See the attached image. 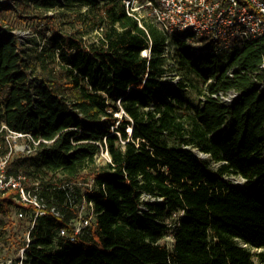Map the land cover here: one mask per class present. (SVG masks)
I'll return each mask as SVG.
<instances>
[{"label": "trees", "instance_id": "1", "mask_svg": "<svg viewBox=\"0 0 264 264\" xmlns=\"http://www.w3.org/2000/svg\"><path fill=\"white\" fill-rule=\"evenodd\" d=\"M11 19L34 32L28 44L0 36V154L9 131L39 141L5 168L46 210L0 191V237L13 212L27 233L8 237L22 250L13 264H264V35L195 55L122 0H16L0 7L8 30ZM231 90L229 106L212 97ZM89 181L79 204L92 218L69 241L83 218L68 185Z\"/></svg>", "mask_w": 264, "mask_h": 264}, {"label": "built area", "instance_id": "2", "mask_svg": "<svg viewBox=\"0 0 264 264\" xmlns=\"http://www.w3.org/2000/svg\"><path fill=\"white\" fill-rule=\"evenodd\" d=\"M63 2V0H58ZM126 13L136 19L141 26V9L149 11L152 22L169 36L183 39L190 45L195 55L217 54L239 46L245 41L255 39L264 35V0H226L222 4L219 0H122ZM53 12L52 10L48 13ZM7 27H0V36L8 37ZM147 55V51L142 53ZM259 71L264 70V62L258 66ZM236 68L227 71L228 76L235 73ZM259 91L264 90L263 84H258ZM236 91L217 93L212 95L220 102L229 106L238 98ZM8 134L15 139L26 140L24 144L15 148L17 156L26 157L34 153L39 141H34L29 134L9 131ZM105 155L109 156L106 151ZM13 150L8 146V153L0 154V191L14 192L19 202L35 208L36 215H45V204L42 197L35 191L36 188H28L27 179L24 174L16 175L6 172V163ZM149 197L143 195L142 200ZM89 205H91L89 203ZM51 213L59 216V212L51 209ZM92 218L78 219L74 223V233L68 236L69 241L82 229L89 226ZM60 236L65 237V230H60ZM22 253V250H21Z\"/></svg>", "mask_w": 264, "mask_h": 264}, {"label": "rangeland", "instance_id": "3", "mask_svg": "<svg viewBox=\"0 0 264 264\" xmlns=\"http://www.w3.org/2000/svg\"><path fill=\"white\" fill-rule=\"evenodd\" d=\"M16 4V0H0V7L1 6H8V7H12ZM56 12H51L48 13V16H53ZM140 14L141 16H143L144 18H149L151 19L150 15H149V11L146 9H141L140 10ZM70 16V15H69ZM71 17V16H70ZM69 18V21H71V18ZM10 21H12V29L9 30L10 34L14 37L17 38V40H19V42L21 44H28L27 41L29 39H31V36H33L32 32H34L33 27L31 26H27L25 24H20L18 23L15 19H11ZM0 27H7L6 25H3L1 20H0ZM77 28H79V23H75L74 25H66L64 26L62 32L67 31H71V30H76ZM96 32H93L91 34H89V36H87V38H91L92 36H95ZM165 54H172L170 47H166L165 48ZM163 81L165 82V84L169 85V86H174L175 82L177 81V76L174 75V73H167L165 76H163ZM117 116V115H116ZM129 131V129L127 130ZM4 143H6L5 145L8 147L10 146L13 150L12 155H16V152L14 151L16 147L21 146L22 144H24L26 142V140L22 139V138H18L15 139L13 136H11L10 134H5L4 136ZM2 145V142H0V146ZM1 150V149H0ZM202 155H200L201 157ZM203 159L207 158L206 156H202ZM108 161V157L105 155L104 152H99V154L96 156L95 158V162L97 165H102L103 163ZM216 165L212 164L211 169L215 170ZM60 177V176H55V178ZM222 180L226 183H228L229 185H236V186H243L244 185V181L240 178H234V177H224L222 178ZM70 188V192L72 193V197L75 198L76 201V207L80 206V213H79V218H87L90 217V208L86 205L85 201L81 200V203L79 204V194L83 197L84 193L86 191V189H91L92 187V182L89 181L87 184H74V185H68ZM18 216L13 212L10 215V225L5 229L4 231V235L0 237V251H1V262H6L7 264H13L14 263V259L18 256L21 255V250L19 252H17L15 250V245L11 246V242L12 239L11 237H9V235H13L15 238H17L18 240H24L27 238V233L25 229H20L19 225H18ZM167 244L169 245L171 243V238L167 237L166 239ZM262 251H264V249H262Z\"/></svg>", "mask_w": 264, "mask_h": 264}, {"label": "water", "instance_id": "4", "mask_svg": "<svg viewBox=\"0 0 264 264\" xmlns=\"http://www.w3.org/2000/svg\"><path fill=\"white\" fill-rule=\"evenodd\" d=\"M199 157H200V156H199ZM200 158H202V156H201Z\"/></svg>", "mask_w": 264, "mask_h": 264}]
</instances>
